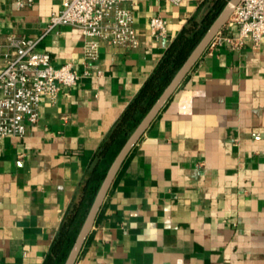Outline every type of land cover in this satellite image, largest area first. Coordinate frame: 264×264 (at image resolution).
<instances>
[{
  "label": "crops",
  "instance_id": "0c3cea01",
  "mask_svg": "<svg viewBox=\"0 0 264 264\" xmlns=\"http://www.w3.org/2000/svg\"><path fill=\"white\" fill-rule=\"evenodd\" d=\"M201 1L136 2L139 47L102 46L99 74L44 102L23 138L0 139V264H43L101 143ZM59 5L0 0V36L40 37ZM154 15L166 38L151 36ZM83 46L60 26L37 50L81 69ZM101 263L264 264V37L209 46L143 134L75 264Z\"/></svg>",
  "mask_w": 264,
  "mask_h": 264
},
{
  "label": "built area",
  "instance_id": "2783aa9c",
  "mask_svg": "<svg viewBox=\"0 0 264 264\" xmlns=\"http://www.w3.org/2000/svg\"><path fill=\"white\" fill-rule=\"evenodd\" d=\"M11 1L16 8L23 9L39 0ZM57 1L59 8L52 11L40 37L15 33L0 36V139L23 138L27 125L39 121L44 102L55 104L62 87H71L83 77L99 74L93 68L102 46L135 49L140 45L134 6L141 0ZM167 1L175 5L182 2ZM60 26L78 28L84 36L81 69L71 62L55 66L49 52L37 50L45 34ZM149 31L156 39L166 38L167 20L161 15L152 16ZM263 37L264 0H241L209 46L227 42L231 48L240 49L250 41L257 49Z\"/></svg>",
  "mask_w": 264,
  "mask_h": 264
},
{
  "label": "trees",
  "instance_id": "16d2710c",
  "mask_svg": "<svg viewBox=\"0 0 264 264\" xmlns=\"http://www.w3.org/2000/svg\"><path fill=\"white\" fill-rule=\"evenodd\" d=\"M228 0H202L197 12L172 39L153 72L117 119L94 155L80 195L66 211L43 264H64L94 197L131 132L171 81Z\"/></svg>",
  "mask_w": 264,
  "mask_h": 264
},
{
  "label": "water",
  "instance_id": "95a60500",
  "mask_svg": "<svg viewBox=\"0 0 264 264\" xmlns=\"http://www.w3.org/2000/svg\"><path fill=\"white\" fill-rule=\"evenodd\" d=\"M241 0H228L219 14L215 17L212 23L207 28L206 32L190 52L181 67L172 77L171 81L153 103L148 112L143 116L140 122L137 124L135 129L131 132L126 142L115 156L111 163L107 173L94 197V200L87 212V215L77 233L75 241L67 255L64 264H75L79 254L91 233L99 212L105 202L107 194L126 159L131 154L134 147L137 145L143 134L151 126L153 121L157 118L163 108L166 106L168 101L171 99L175 91L182 84L188 74L191 72L193 67L197 64L200 58L203 56L207 48L209 47L213 38L228 22L231 14L234 12L237 5Z\"/></svg>",
  "mask_w": 264,
  "mask_h": 264
}]
</instances>
